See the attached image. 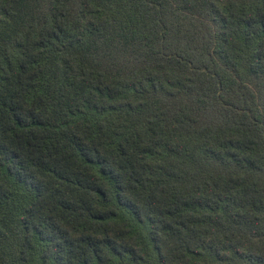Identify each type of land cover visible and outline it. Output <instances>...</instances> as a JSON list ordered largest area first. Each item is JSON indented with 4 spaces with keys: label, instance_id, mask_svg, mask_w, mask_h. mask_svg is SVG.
<instances>
[{
    "label": "trees",
    "instance_id": "trees-1",
    "mask_svg": "<svg viewBox=\"0 0 264 264\" xmlns=\"http://www.w3.org/2000/svg\"><path fill=\"white\" fill-rule=\"evenodd\" d=\"M0 264H264V0H0Z\"/></svg>",
    "mask_w": 264,
    "mask_h": 264
}]
</instances>
